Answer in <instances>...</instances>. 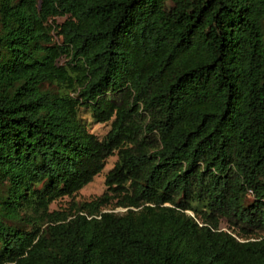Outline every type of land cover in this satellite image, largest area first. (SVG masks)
Wrapping results in <instances>:
<instances>
[{"label": "trees", "instance_id": "trees-1", "mask_svg": "<svg viewBox=\"0 0 264 264\" xmlns=\"http://www.w3.org/2000/svg\"><path fill=\"white\" fill-rule=\"evenodd\" d=\"M259 232L264 0H0V264H264Z\"/></svg>", "mask_w": 264, "mask_h": 264}, {"label": "rangeland", "instance_id": "rangeland-1", "mask_svg": "<svg viewBox=\"0 0 264 264\" xmlns=\"http://www.w3.org/2000/svg\"><path fill=\"white\" fill-rule=\"evenodd\" d=\"M64 19L65 17L63 16L50 18L48 20V24L52 26H56L58 24H61L64 21ZM55 30L56 28L51 31L52 38L55 42L59 43L61 41V38L56 34ZM66 61H67V57H61L58 60L59 64L65 63ZM79 116L84 121L88 132L93 133L98 138L103 137L110 129V121H106V122L95 121L91 117L89 110L86 109L85 107H80ZM116 152L117 151H115L114 154L110 155L106 159L103 169L98 174H96L88 184L83 186L80 190L73 193L72 195H65L52 201L51 204L49 205V210L68 212L74 207V205L81 202H89L95 200L105 192L109 196L113 194V192L107 189V185L105 184V176L109 171V169L113 167L114 163L117 160ZM118 198L119 197L113 195V199L111 200V202L106 207H104L102 211H114V212L124 211L125 210L124 208L114 206ZM220 227L227 231H231V228H229L228 223L225 220L221 221ZM261 235H264V233L259 232L258 236Z\"/></svg>", "mask_w": 264, "mask_h": 264}]
</instances>
